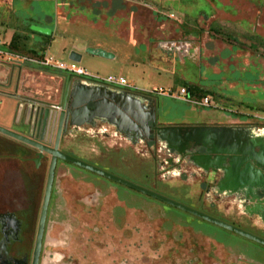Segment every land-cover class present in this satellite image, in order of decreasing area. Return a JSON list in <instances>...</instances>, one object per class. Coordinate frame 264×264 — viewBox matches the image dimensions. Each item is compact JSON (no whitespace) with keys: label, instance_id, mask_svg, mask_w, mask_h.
I'll return each mask as SVG.
<instances>
[{"label":"rangeland","instance_id":"rangeland-1","mask_svg":"<svg viewBox=\"0 0 264 264\" xmlns=\"http://www.w3.org/2000/svg\"><path fill=\"white\" fill-rule=\"evenodd\" d=\"M83 1L93 5V19L96 14H111L121 7L123 14L116 18L117 23H128V30L114 31L109 16L106 32L79 22L68 24L66 35L58 31L52 37L28 32L34 26L31 20L45 24V16L51 17L47 24L53 29L56 9L76 1L14 0L12 15L10 10H0V41L9 42L12 27L22 26L30 47V35L41 37L42 42L51 41L45 49L47 55L38 60L51 56L54 62L69 65V52L80 50L82 59L76 66L87 75L100 79L120 76L134 92L158 91L154 92L161 101L157 123L162 126L208 121L264 125V0H128L127 5L124 0H82L75 10L89 19ZM118 35L133 37L135 44ZM226 37L230 42H225ZM161 41H187L191 54H166L157 48ZM97 45L114 58L85 52L84 46ZM1 62L8 76V88L2 90L15 94L20 70L32 63L9 57ZM40 70L54 74L57 89L61 86L64 71L45 66ZM47 79L27 86L41 91L42 100L57 101L52 97L58 91ZM184 84L212 92L208 95L210 108L175 98ZM192 100L199 101L195 97ZM8 103L0 105V126L26 134L23 122H14L16 102ZM77 135L67 137L63 147L90 165L150 188L143 176L151 179L154 162L143 141L132 145L111 134L107 138ZM157 172L155 190L160 194L192 208L207 204L199 198L197 168L189 166L182 173L172 170L169 178H164L165 168L159 167ZM84 173L68 174L58 185L62 190L57 191L51 209L43 264H252L249 259L264 258L263 246L236 233L129 188L110 185L86 170ZM94 197L98 203L92 201ZM224 203H218L219 210L224 211ZM243 256L249 259L241 260Z\"/></svg>","mask_w":264,"mask_h":264},{"label":"flooded vegetation","instance_id":"flooded-vegetation-1","mask_svg":"<svg viewBox=\"0 0 264 264\" xmlns=\"http://www.w3.org/2000/svg\"><path fill=\"white\" fill-rule=\"evenodd\" d=\"M262 7L264 9V4ZM160 48L165 51V53L171 54L172 56H180L181 52H185V49L178 45L166 44L160 46ZM190 54L191 51H189L187 55L190 56ZM57 83L58 81H54L53 79L49 81L50 85H54V88L56 87L55 89L58 87ZM85 84L97 86L93 83ZM56 96L57 93L53 94L52 98L54 99ZM151 110L152 109L149 108V112ZM110 118L111 117L94 116L90 119L89 115L81 118L75 115L72 121L74 125L68 127L67 134L59 142L60 151L68 156L83 161L76 153L72 152L70 148L63 147L64 140L67 137L71 138L72 136L70 135L73 134H78L83 138L86 134V130H83L85 128L84 125L94 128L101 123L115 120L114 118ZM157 118L158 113L156 110V125ZM82 120L86 121V123H82ZM41 125L42 121L35 120L34 128L38 127L40 130ZM191 125L223 127L225 130L219 131V136L221 138H218L220 143L211 144L207 141V147L230 151V153L222 154L223 160L221 161V159L215 158L218 154L206 152L203 142L197 145L191 143L187 145L171 140L166 143L155 135L156 126L152 127L153 132H147V135L140 130V134L137 133L136 136L134 134L131 138L133 141L132 144L137 145L140 141H143L144 146L150 151L149 153L154 162L153 176L151 179L148 175L143 176L150 185V188H144L160 194V192L155 190L158 188L155 176L158 173L159 167H163L166 170L164 178L171 177L172 170H175L177 173H182L183 169L189 166L195 167L197 171H199L195 175L199 179V198H204L207 203L206 205L201 203L199 204L201 208L195 209L221 220L217 217L219 216L222 218V221L264 239V125L258 126L245 122L232 124L203 122ZM227 127L228 129H226ZM48 128L52 135L48 138L45 145L53 147L57 130L56 124L50 123ZM26 136L30 139L29 142L26 143L14 141L7 137L0 138V264H34L36 253L37 259L35 264H43V255L46 248V233L51 209L57 198V191L62 190L58 188V185L68 174L81 173L86 175L84 173L86 169L84 168L58 158L55 160L40 247L36 252V243L45 202L52 156L39 150L38 145L41 143L38 139L39 136H31L29 134H26ZM205 139L207 140L209 138L204 137L203 140ZM214 139H216V135L213 133L210 134V140ZM244 151L245 154H242ZM206 155H209L211 160H216L212 165L207 166V164H205L206 166L201 167L200 165H203V162L199 157ZM239 156H245L247 158L245 165H249L251 173L253 172V176L245 174V176L242 177L230 171L234 164L233 158ZM158 157H160L161 160L158 159ZM70 165L77 168H72ZM245 165L243 164L239 170L241 171ZM62 166L64 168H62ZM91 173L97 176L95 177L96 179L108 182L110 185L128 188L94 172ZM136 192L144 195L138 191ZM145 196L151 198L147 195ZM88 198L91 197L89 196ZM150 200L166 205L154 198ZM92 201L98 203L95 197ZM224 202L226 203V207H224V211H221L219 210L218 203L222 204ZM228 211L230 213H224ZM261 246L264 247V245ZM247 259L249 258H241V260L244 261ZM249 260L253 262L252 264H264V258L263 260L257 261L252 259Z\"/></svg>","mask_w":264,"mask_h":264},{"label":"water","instance_id":"water-1","mask_svg":"<svg viewBox=\"0 0 264 264\" xmlns=\"http://www.w3.org/2000/svg\"><path fill=\"white\" fill-rule=\"evenodd\" d=\"M31 30L41 33L43 35L51 34L50 29L42 28L38 26H32ZM168 43L170 45H175L174 42H168ZM166 44L167 42L160 43L161 46H164ZM185 45L188 46L187 44ZM186 50L187 48L185 49V51ZM85 52L88 54L103 57V58H108V59L114 58V55H112L109 52L104 51L101 48L94 49V48L89 47L85 50ZM182 55L185 56L186 53ZM68 59L79 63L82 59V54L72 49L68 54ZM60 80H61V86L57 89L58 91L57 96H56L58 99L57 101L42 100V99L35 98L27 94H23V97H19L18 105L16 107V115H15L16 123H18L19 121L23 122V124L27 127L26 134H29L31 136L32 135L39 136L38 139L41 142L40 143L41 145L40 144L38 145L39 150L41 152H44L52 156L50 174H49L48 182H47L45 202L43 205L42 216H41V221L39 225V232H38L37 243H36V252L39 250V247H40L44 216H45L46 205H47V200L49 196V189H50L51 180H52V170L54 167L55 160L57 158L60 160L66 161V162L73 163L76 166H79L88 171L94 172L107 179H110L114 182H117L121 185H124L128 188L138 191L151 198H154L168 206L181 210L201 220L217 225L230 232L236 233L258 244L264 245L263 238H260L254 234H251L232 224L219 220L200 210L187 206L181 202L170 199L155 191L146 189L142 186H139L125 179L112 175L108 173L107 171L99 169L86 162H83L81 160L68 156L62 151H60L59 149V142L67 134L68 127L74 125L72 121L76 114L80 115V113L82 114L84 112L85 113L87 112V113H90L89 118L92 119V117L100 115L98 113L99 105L109 104L110 107L114 109V105H111V103L108 102L106 98L110 99L111 101H113V103H116L121 108H123V112L118 113L120 116V122L125 127L128 126L129 131L132 130L135 136L137 133L140 132V130L145 132L146 135L148 134L147 132L152 133L153 132L152 127L156 126L155 135L161 141L168 143L171 140H173L174 142H177V143L181 142L187 145L189 143L197 145L198 143L203 142L204 143L203 146L206 148V152L218 154V156L215 158L217 159L219 158L221 159V161L223 160L222 154L230 153V151H224L222 149H212L210 147H207V141L208 143H211V144L220 143V140L218 138L220 137L219 131L225 130L223 127L202 126V125L162 126V125H159L158 123L156 125V110H157V113H159V103L155 97L148 96V95H142L140 93H135V92L132 93V92L126 91L125 89H111L105 85L91 86L88 84H83L80 78H75L72 75H67V76L62 75L60 77ZM58 103L61 104L60 110L58 111L56 110L53 112L52 109L50 108V105L58 104ZM89 104H93L92 108H88ZM149 108L152 109L150 112H149ZM32 112L35 114L37 121L38 120L40 122L42 121L40 130L38 129V127L34 128V122L32 123V120H31L32 116H30V113L32 115ZM27 115H28V118H27ZM50 123L56 124V129H57L53 147H50L49 145L48 146L45 145L48 138H50L52 135L48 128ZM118 123L119 122L116 121L117 125ZM226 129H228V127ZM212 133L216 135V139L214 140H210V134ZM26 134L16 132V131L0 126V135L7 137L11 140H14V141H20L24 143L29 142L30 139L27 138ZM204 137H207L209 139L203 140ZM242 154H245V151ZM199 159L202 160L203 162V165H200L201 167L206 166L205 164H207V166L212 165L213 162L216 160V159L211 160V157L209 155L201 156L199 157ZM246 160L247 158L245 156L234 157L233 158L234 164L230 171L242 177H244L245 174L246 175L250 174V176H253L252 174L253 172L251 173L249 165L248 164L245 165ZM243 164L245 165V167L240 171L239 169ZM36 259H37V253L35 254L34 264L36 263Z\"/></svg>","mask_w":264,"mask_h":264},{"label":"crops","instance_id":"crops-1","mask_svg":"<svg viewBox=\"0 0 264 264\" xmlns=\"http://www.w3.org/2000/svg\"><path fill=\"white\" fill-rule=\"evenodd\" d=\"M75 1L76 2L73 5L71 3L63 4V6L61 8H57L56 9L55 21L52 23L54 25L53 29H50V26H48V24H47L48 23L47 21H51V17H48V16L44 17V19L46 20L44 22L45 24H40V23H37V22H33V20H31V24H33L34 26L50 29L51 30V34L49 36H51V37L53 36L54 31H56V32L58 31L62 35L63 34L66 35L68 33V29H67L68 24L73 25L76 22H79L81 24H84L85 26H90L91 28H95V29L102 30V31L106 32L107 28L105 27V24H106L105 22L108 21L106 19L110 16V19L108 18L109 21H110L109 24L113 25V30L115 29L114 31H116V30H118V31H127L128 30V28H129L128 23L127 24H125V22L117 23L118 21H117L116 18H118V16H121V14H123V10H121L122 9L121 7H116L115 11L113 13H111V14L110 13H107V15L106 14L103 15L102 13L96 14L95 18L93 19V17H92L93 5H91V3L90 4H88V3L86 4L85 1H83V3L86 4L85 10H83V11H85V15L91 16V18L89 17V19H88L85 16L81 15L78 11H76L77 7H79L78 4L82 0H75ZM127 1L128 0H124L123 3L127 5L128 4ZM13 2H14V0H0V10H5V9L6 10H10V14L12 15L13 14V10H14L13 9V7H14L13 6ZM20 2H21V0H20ZM25 2H28V0H25ZM94 2H95V0H92V3H94ZM113 2L114 3H119L120 0H113ZM121 5H123V4L121 3ZM64 6H67L66 9H65ZM125 16H126V14H125ZM18 27L17 26L12 27L13 29L11 30V33L9 35V37H10L9 42L11 40L12 35L15 32H20L22 34H27L25 32V29H23L22 26H20V28H22V29H19ZM4 34H6V33L4 32ZM46 36H48V35H46ZM119 37L121 39L125 40L126 42L132 44V45L135 44V42L134 43L132 42V41H134V39L131 36H129V38H126L125 36H121L120 35ZM30 38H32L33 46H35V47H38V43H41L43 41V39H41V37H35L34 35H30ZM9 42H7V43L3 42V43L5 45H7ZM45 42H42L40 44V47H42L45 44ZM163 42H167V44H169L168 42H174L175 45H178L179 47L180 46L181 47L184 46L183 47L184 49L187 48V50L185 51L186 54H188L189 51L192 50V48H190V47L185 45V44L189 45V42H187V41H185V42L161 41V42H159V44L157 46V48L159 50H162L160 48V46H161L160 43H163ZM50 43H51V41H49V43L45 47V49L48 48ZM84 47H85V49H87L89 47L94 48V49L101 48V46H99V45H97V46H84ZM101 49H103V48H101ZM74 50H76V49H74ZM76 51L79 52L80 50H76ZM104 51H106V50H104ZM45 52H46V50H44V55L46 54ZM163 52L165 53V51H163ZM29 58L38 60V58L36 56L35 57H29ZM2 64L3 63L1 62L0 63V105H4L5 104L4 106H6V104L10 100H12V101L16 102V107H17L19 97H23V94H27V95L33 96L30 92H32L34 95L39 97V99H41V97H40L41 94H42L41 91H32V88H29V86H27V84L28 83L29 84H36V83L39 82V80H41L43 78H45V79L48 78L47 80H52L53 78L56 79V76L54 74L47 75V74L43 73L40 70V68H41L40 65L28 64L27 63L26 67L24 69H21L20 73L18 75L19 76L18 77V82L16 84L15 92H14L15 94H10V93L6 92L5 90H2V89L8 88V85H7L8 76H6L7 69H5ZM60 76H61V74H60ZM82 83L85 84L84 82H82ZM107 87L111 88V89H116V88L109 87V86H107ZM125 90L134 93V91H132V90H128V89H125ZM135 93H140L142 95H148V96L155 97L158 100L159 106L161 104L160 99L158 98V96L154 95V93L150 94V93H147V92H144V91H142V92L136 91ZM106 99H107L108 102L111 103V105H114V109H112L109 104L99 105V108H98V113L100 114L99 116H101V117H111L110 119L114 118L115 119L114 122L113 121L104 122V123H101L97 127H94V128L84 125L85 128L83 130H86L85 131L86 132L85 137L90 138L91 136L95 137V136L103 135L104 138H107L111 134V135L122 137L125 140L124 143L126 142V143L132 144L133 141H132L131 138L134 136V133L132 132V130L129 131V127L128 126L125 127L120 122V116H119L118 113L119 112H123V108H121L116 103H113V101H111L110 99H108V98H106ZM92 106H93V104H89L88 108H92ZM84 114H86V115H84ZM76 115H78V114H76ZM88 115L90 116V113H87V112L85 113L84 112L82 114L80 113V115H78V116L81 118L83 116H88ZM82 121H83L82 123H86V121H84V120H82ZM116 121H119L118 125L116 124ZM14 122L16 123V118L14 119ZM206 123H209V121L206 122ZM225 123H229V122H225ZM77 136H79V135H77ZM0 138H5V137L0 135Z\"/></svg>","mask_w":264,"mask_h":264},{"label":"built area","instance_id":"built-area-1","mask_svg":"<svg viewBox=\"0 0 264 264\" xmlns=\"http://www.w3.org/2000/svg\"><path fill=\"white\" fill-rule=\"evenodd\" d=\"M4 57L16 58V59L20 58L21 60H23L25 62H31L32 64H37V65H40L41 67L45 66V68L47 67V68H52L55 70H61V71H64V72H62V74L64 76L72 75L75 78H80L84 83H93L96 85H106V86L113 87L116 89L118 88V89L130 90V88H131V87H129L126 79L123 77H120V76L119 77L108 76L105 79H100V78L95 77V76L87 75L86 71L83 68L76 66L77 62H74L71 60H69L70 61L69 65H65L62 62H54L53 58L51 56L44 58V60H36V59L16 55V54L10 52L9 50H7L6 45L0 41V63ZM159 91H161V90L159 89ZM154 92H158V91H154ZM154 92H147V93L152 94ZM175 98H177V99L181 98V99L185 100L186 102L198 104V105H201L203 107H210L209 97H204L203 99L199 100L198 102L193 101L192 97H190V95L188 93V90L184 87L180 88L178 95L175 96ZM50 108L52 109V111L53 110L58 111L61 108V104L60 103L51 104ZM30 116H32L31 117L32 123L35 122V120H36L35 114L32 112V115L30 113ZM27 118H28V115H27Z\"/></svg>","mask_w":264,"mask_h":264},{"label":"trees","instance_id":"trees-1","mask_svg":"<svg viewBox=\"0 0 264 264\" xmlns=\"http://www.w3.org/2000/svg\"><path fill=\"white\" fill-rule=\"evenodd\" d=\"M215 30V29H214ZM213 32H217V30H215ZM31 32L32 30L28 29V32ZM34 33V32H33ZM223 39V37H222ZM28 40L29 37L26 34H22L20 32H15L12 37L10 42L6 45L7 50H9L10 52L16 54V55H20V56H24L27 57V55H29V57L33 56V57H37L38 59H41L42 56L44 55V50L45 47L48 45L49 43V39L46 40L45 44L43 45V47H30L28 44ZM225 42H230L229 37H226ZM42 50V53L40 52ZM184 88H186L188 90V93L190 95V97H195L198 98L199 100L203 99L204 97H208V95H213L212 92L210 91H206V90H202L201 88L193 85V84H184Z\"/></svg>","mask_w":264,"mask_h":264}]
</instances>
